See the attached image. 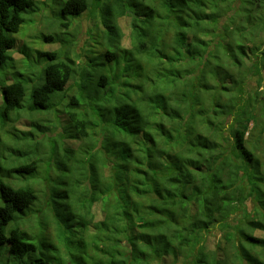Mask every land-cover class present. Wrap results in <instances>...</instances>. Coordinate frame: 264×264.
<instances>
[{
    "label": "trees",
    "instance_id": "obj_1",
    "mask_svg": "<svg viewBox=\"0 0 264 264\" xmlns=\"http://www.w3.org/2000/svg\"><path fill=\"white\" fill-rule=\"evenodd\" d=\"M60 3L64 26L96 19L80 81L57 51L36 49L32 76L15 66L40 7L0 0V264H264V236L244 227L224 236L231 260L206 244L249 197L264 232V167L248 146L264 137V89L248 83L264 84V0Z\"/></svg>",
    "mask_w": 264,
    "mask_h": 264
},
{
    "label": "rangeland",
    "instance_id": "obj_2",
    "mask_svg": "<svg viewBox=\"0 0 264 264\" xmlns=\"http://www.w3.org/2000/svg\"><path fill=\"white\" fill-rule=\"evenodd\" d=\"M39 5V10L33 14L30 18L31 21L26 22L19 33L16 34V47L12 50V58L15 60V66L21 70L23 73L29 74L32 76L34 72L38 70L40 67L41 58L37 57L36 49L41 51H57L60 57L65 55H69L76 62L77 65V75L76 78L79 79V70L80 67L84 64L83 57H85V51L82 47L85 39H87L88 35L86 31L89 26L95 27L97 25L93 24L96 22V19L89 18L86 14L83 15V18L78 21L71 22L69 27L60 24L57 18H54L53 9H57L60 11L62 4L61 0H37ZM57 7V8H56ZM97 11V10H96ZM98 13V12H97ZM96 13V15H97ZM99 23V22H98ZM127 19H120V25L124 31L123 43L128 42V29H127ZM57 33L60 39H64V42L57 41H44L43 35ZM24 44L28 47L26 48V52L22 50ZM83 48V49H82ZM103 48V47H101ZM105 50V49H104ZM101 52V51H99ZM25 57H28L26 59ZM176 77V75H174ZM80 81V79H79ZM249 87H257V89H264V84L261 82L260 86H257L256 77H251L249 79ZM68 86L72 88L74 84L72 81L68 83ZM67 86V87H68ZM73 87L72 89H74ZM52 116V115H50ZM37 117L43 121L45 117H49L48 115L38 114ZM45 123V122H42ZM53 123V121H52ZM18 125V124H17ZM50 135H53L51 133ZM248 139L251 145V142L256 140V147L258 150V157L261 162V166L264 167V137L262 133L257 135V132L249 133ZM99 139V138H98ZM78 141L72 140L66 142V145L76 147ZM262 167V168H263ZM239 181L244 179L246 171L250 170L248 167L241 166L239 167ZM53 173V172H52ZM46 173L41 172V176L43 177ZM55 176V173H53ZM42 181V180H41ZM93 209L96 211V219L101 218V212L99 210V204H94ZM259 207L255 200L249 197L245 200L244 207L241 208L238 212L232 213L228 217L229 226L225 228H221L220 226H214L211 232L207 235L206 244L213 249H216L217 256H223L224 253L229 254V259L231 260L232 254H234V248L231 246V243L226 241L224 236L228 233H234L237 231L238 227L246 228L247 232L250 233L254 237L264 236V232L261 229L249 225V220H256V217H259ZM243 263V262H242ZM228 264L230 261L228 260Z\"/></svg>",
    "mask_w": 264,
    "mask_h": 264
}]
</instances>
